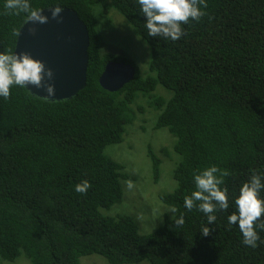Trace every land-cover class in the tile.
Masks as SVG:
<instances>
[{
	"label": "trees",
	"instance_id": "16d2710c",
	"mask_svg": "<svg viewBox=\"0 0 264 264\" xmlns=\"http://www.w3.org/2000/svg\"><path fill=\"white\" fill-rule=\"evenodd\" d=\"M5 3L0 0V52L13 53L26 14ZM29 3L33 9H72L84 22L87 80L69 100L50 102L15 85L7 99L0 97V262L23 252L31 264H80L90 254L110 264H264V230L257 229V247H248L227 219L241 185L254 172L264 173V0H206V15L182 24L185 35L176 41L148 35L137 0ZM95 6L102 14L117 10L145 41L155 77L141 78L131 62L100 55ZM110 61L136 70L116 92L99 84ZM157 85L171 95L153 100L154 128L169 130L179 156L177 186L160 201L175 214L141 235L130 217L100 212L120 202V178H129L104 149L123 140L125 126L136 119L133 103ZM213 165L228 173L220 187L228 190L229 208L217 210L209 225L203 212L186 210L183 201L196 190L194 174ZM153 172L157 176L156 159ZM83 180L91 187L75 192ZM181 215L184 223L177 225ZM203 227L210 229L207 236Z\"/></svg>",
	"mask_w": 264,
	"mask_h": 264
},
{
	"label": "rangeland",
	"instance_id": "374dc122",
	"mask_svg": "<svg viewBox=\"0 0 264 264\" xmlns=\"http://www.w3.org/2000/svg\"><path fill=\"white\" fill-rule=\"evenodd\" d=\"M101 7H94L96 32L100 55L112 54L128 62L137 69L141 78L156 76L149 69L151 56L145 41L134 34L133 28L117 10L101 13ZM171 93L157 85L149 95L139 96L133 103L136 119L125 126L123 140L104 149V155L123 167L122 173L129 178H120L122 197L120 202L108 208H100L105 216L130 217L141 235L155 232L165 218H172V207L160 201V195L173 192L177 183L173 170L179 161L174 152L175 139L167 128H154L157 111L152 107L156 97L168 98ZM157 160V176L153 172V159ZM131 181L128 188L126 182ZM0 264H31L23 252L14 261ZM80 264H110L99 254L80 257ZM130 264H149L142 260Z\"/></svg>",
	"mask_w": 264,
	"mask_h": 264
},
{
	"label": "clouds",
	"instance_id": "9594fccd",
	"mask_svg": "<svg viewBox=\"0 0 264 264\" xmlns=\"http://www.w3.org/2000/svg\"><path fill=\"white\" fill-rule=\"evenodd\" d=\"M140 10L145 19V27L148 35L162 36L172 41L179 40L185 35L182 24L189 20L199 21L206 15L202 10L207 7L206 0H137ZM5 7L9 10L23 12L26 14V22L46 23L47 17L42 15L43 9H33L29 0H6ZM62 11L61 7H52L51 15L56 18ZM45 77L51 78V70H46L42 61L33 59L27 53L0 52V97L7 99L10 96V88L15 85L26 88L33 85L37 88L42 86ZM48 97L54 95L52 85L45 87ZM220 172V175H216ZM227 171L221 172L216 166H210L203 171L194 174L196 190L190 196L184 197V207L191 211L194 207L203 212L207 217L209 225L216 221L217 210H227L228 190L221 188L223 176ZM264 173H255L250 180L244 182L239 194L234 200L236 211L228 216V223L236 225L242 235V243L245 246L255 248L260 236L257 229L264 230V221L260 220L264 215V199L260 198L261 190L264 189ZM131 188L132 182H126ZM91 187L87 180H83L74 186V191L86 193ZM199 202L198 204L196 202ZM175 212V209H172ZM175 223L183 225L184 217L181 215ZM209 227H203L202 233L207 236Z\"/></svg>",
	"mask_w": 264,
	"mask_h": 264
},
{
	"label": "water",
	"instance_id": "95a60500",
	"mask_svg": "<svg viewBox=\"0 0 264 264\" xmlns=\"http://www.w3.org/2000/svg\"><path fill=\"white\" fill-rule=\"evenodd\" d=\"M52 7L44 8L46 23L26 22L21 24L13 53H27L44 63L52 77H45L42 86L26 85L27 91L50 102L72 99L84 89L87 80L89 32L77 13L62 8L56 18ZM133 65L122 61H110L99 77L100 86L110 92L119 91L135 76ZM52 85L54 95L48 97L45 87Z\"/></svg>",
	"mask_w": 264,
	"mask_h": 264
}]
</instances>
